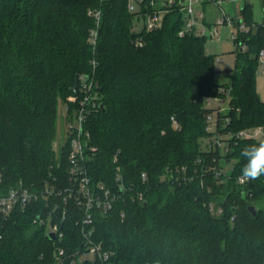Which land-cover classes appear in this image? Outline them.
<instances>
[{
  "label": "trees",
  "instance_id": "trees-1",
  "mask_svg": "<svg viewBox=\"0 0 264 264\" xmlns=\"http://www.w3.org/2000/svg\"><path fill=\"white\" fill-rule=\"evenodd\" d=\"M95 9L102 19L93 46L96 21L89 11ZM240 14L235 27L243 23L248 31H238L231 81L219 85L206 36H179L185 18L178 8L165 15L161 29L138 33L128 0H0V196L20 183L36 193L46 183L73 185L70 142L53 150L58 101L73 113L70 98L79 93L80 78H88L100 104L86 125L90 186L121 195L111 211L95 215L94 240L121 264H264V176L237 184L241 150L260 141L229 139L225 157L204 146L217 133L264 129L256 81L264 22L254 21L249 4ZM210 98L228 99L227 112H217L215 133L208 131ZM222 160L234 165L228 177L217 178L210 168ZM172 167L187 168L192 179L163 180ZM117 168L130 191H121ZM138 192L144 201L132 198ZM53 203L67 210L64 241L82 240L83 214L73 200L39 198L0 217V264H54L45 227L33 223Z\"/></svg>",
  "mask_w": 264,
  "mask_h": 264
},
{
  "label": "built area",
  "instance_id": "built-area-1",
  "mask_svg": "<svg viewBox=\"0 0 264 264\" xmlns=\"http://www.w3.org/2000/svg\"><path fill=\"white\" fill-rule=\"evenodd\" d=\"M206 4H210L218 10L220 17L210 25V36L215 37L219 33L221 26L235 27L234 17L227 13L223 8V1L221 0H128V9L134 14V31L135 27L141 24L140 30L136 31H156L163 27L165 15L171 8H178L183 12L185 18V27L179 32V36L183 37L186 33L195 31L198 35L206 36L207 33L203 30L201 33L197 32L196 25L199 21L205 19V13L202 9ZM89 15L96 21V28L90 33V43L95 46L98 38V27L102 19L100 10H90ZM136 21V24H135ZM239 32L246 33L248 31L245 24L241 23L238 28ZM136 45L142 46L141 39H136ZM245 47H243V50ZM260 62H264V51L261 52ZM81 86L79 93L71 96L70 101L77 105L70 113L67 107V114L70 116L69 127L67 128L68 140L71 145V152L69 154V173L71 178L75 181L73 185L67 188H58L54 184L46 183L44 188L39 193L25 188L20 183L18 187L12 188L6 195L0 196V217L8 218L15 208H27L34 200L43 199H63V203H67L69 199L75 202L77 208L82 212V229L83 238L81 241H64V231L62 230L63 222L67 216L66 208L61 209L59 203H53L48 209H44L42 214H38L34 219V224L40 227H45L46 234H54L52 241V256L54 264H121L115 260L113 252L105 251L101 243H97L93 234L94 218L97 213L106 214L113 209L115 202L121 195L105 185L99 184L97 187L90 186V179L87 174L85 166L86 151L90 144V131L87 128V123L90 117L98 111L100 106L98 102V95L93 88V82L88 78L81 77ZM225 92L224 89H222ZM214 100H222L218 98H210L206 105L211 104ZM220 108V107H219ZM220 111V110H219ZM217 111V112H219ZM213 117L208 116V131H216V125H213ZM229 139H251L255 141H264V129L262 127H255L240 131L234 135L229 136ZM210 149H221L223 141L220 134H214L209 141ZM94 152L96 148H91ZM115 156L114 161H117ZM216 162V159L213 160ZM205 169V168H204ZM210 170L215 172L217 178L228 177L229 172L220 165L211 167ZM206 172L209 171L205 169ZM142 182L147 180L146 173L141 175ZM167 182H180L191 180L192 177L188 175L187 168L176 167L167 168L162 177ZM117 181L123 193L130 191L124 188L121 183L120 168H117ZM252 180L245 179L240 175L237 179V184L245 186ZM2 183V173L0 172V185ZM133 199L144 201V193L138 192L131 195ZM210 211L216 215L221 214L222 209H215L213 205L210 206ZM124 216V214H122ZM130 264V263H127ZM146 264H162L159 261L149 262Z\"/></svg>",
  "mask_w": 264,
  "mask_h": 264
},
{
  "label": "rangeland",
  "instance_id": "rangeland-1",
  "mask_svg": "<svg viewBox=\"0 0 264 264\" xmlns=\"http://www.w3.org/2000/svg\"><path fill=\"white\" fill-rule=\"evenodd\" d=\"M223 1V8L227 13H230L234 17L232 10V3H236V8L238 12L237 19L242 20L240 10L245 4L251 6L253 19L256 23L264 22V0H221ZM97 10V9H95ZM205 22L199 21L196 25L197 32L201 33L203 30L206 31V52L216 58V82L219 85H229L231 81L232 71L236 66V39L238 37L237 27L232 26H221L219 28V33L215 37L210 36V26L209 23H213L216 20V16L220 17L218 13L209 11L208 9L204 11ZM134 24V22H133ZM136 24V21H135ZM140 25L135 27V31L140 30ZM256 81H257V93L262 101H264V62H259L256 71ZM58 123H57V137L53 142V150L58 153L60 148L68 140L67 128L70 123V116L67 114V104L61 99L58 101ZM220 107V108H219ZM206 108L211 112L209 115L213 117V125L217 124L218 113L221 110L222 113H226L228 109V99L225 100H214L211 104H208ZM223 141L221 152L222 157L229 151V137L226 135L221 136ZM210 138L206 139L204 142L205 149H207V144ZM222 166L226 171L230 172L233 168L234 161L224 163L222 160Z\"/></svg>",
  "mask_w": 264,
  "mask_h": 264
},
{
  "label": "clouds",
  "instance_id": "clouds-1",
  "mask_svg": "<svg viewBox=\"0 0 264 264\" xmlns=\"http://www.w3.org/2000/svg\"><path fill=\"white\" fill-rule=\"evenodd\" d=\"M245 163L241 175L247 180H256L264 176V141L247 144L241 150Z\"/></svg>",
  "mask_w": 264,
  "mask_h": 264
},
{
  "label": "water",
  "instance_id": "water-1",
  "mask_svg": "<svg viewBox=\"0 0 264 264\" xmlns=\"http://www.w3.org/2000/svg\"><path fill=\"white\" fill-rule=\"evenodd\" d=\"M232 10H233V13H234V15L236 16L237 15V8H236V3H232ZM243 199H245V193H243ZM248 209H249V211H250V213L254 216V217H256V215H257V208L255 207V206H253V205H250L249 207H248ZM50 239H54V234H50Z\"/></svg>",
  "mask_w": 264,
  "mask_h": 264
},
{
  "label": "crops",
  "instance_id": "crops-1",
  "mask_svg": "<svg viewBox=\"0 0 264 264\" xmlns=\"http://www.w3.org/2000/svg\"><path fill=\"white\" fill-rule=\"evenodd\" d=\"M202 9L205 11V10H209V11H211L212 9H213V11H215L216 13H218V10L215 8V7H213L212 5H210V4H206L205 6H203L202 7ZM219 14V13H218ZM217 17L218 16H216V19H217ZM210 25L212 24V23H209Z\"/></svg>",
  "mask_w": 264,
  "mask_h": 264
}]
</instances>
